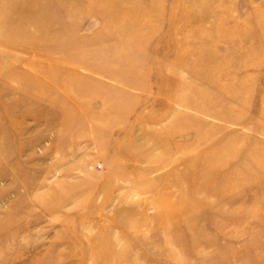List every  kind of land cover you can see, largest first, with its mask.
<instances>
[{"label":"rangeland","instance_id":"obj_1","mask_svg":"<svg viewBox=\"0 0 264 264\" xmlns=\"http://www.w3.org/2000/svg\"><path fill=\"white\" fill-rule=\"evenodd\" d=\"M0 264H264V0H0Z\"/></svg>","mask_w":264,"mask_h":264}]
</instances>
